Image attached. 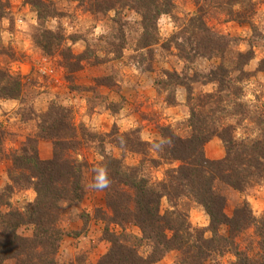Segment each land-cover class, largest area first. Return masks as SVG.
<instances>
[{
  "label": "rangeland",
  "instance_id": "374dc122",
  "mask_svg": "<svg viewBox=\"0 0 264 264\" xmlns=\"http://www.w3.org/2000/svg\"><path fill=\"white\" fill-rule=\"evenodd\" d=\"M42 1L55 8L56 14L45 17L40 26L59 31L66 37L63 44L72 53L86 51L87 58L81 60L76 69L64 67L58 52L46 54L33 41V34L40 27L35 7L25 0H0V71L18 76L22 83L18 98H0V128L3 130L0 195L7 201L1 208L6 213L5 219L11 217L16 222L34 201L35 191L31 187L6 189L11 183L8 175L12 168L11 154L36 134L38 122L49 106L67 108L73 129L69 131L75 134L71 138L75 146L64 151L63 156L80 164L86 173L82 180L84 192L74 202L60 201V211L55 214L58 217L54 221L60 239L48 244L53 246L46 250V256L53 257L57 264H95L110 245L102 234L104 221L100 217L109 216L111 211L106 205L105 191L89 187L91 177H94L91 168L98 167L97 162L107 154L118 159L123 171L136 168L137 174L143 175L150 185L167 180V171L180 162L162 160L155 150L156 141L165 127L179 136L188 135L190 107L195 105L199 95L217 88L213 82L202 83L201 77L196 81L189 79L193 73L203 74L219 61L201 56H190L185 60L179 57L177 39L170 38L195 13L194 0H171L170 12L157 19L156 40L147 45H142L140 16L131 8L118 11L121 25L112 18L116 15L114 10L94 14L88 11L87 0ZM216 2L220 3L218 8H209L203 14L205 24L235 37L232 49L252 52L251 58L241 66L244 74L239 75L236 70L231 73L242 77L237 82L241 86V95L239 98L231 95L229 101L241 102L247 114L237 113L236 107L229 105L232 114L225 122L235 127L236 137L257 138L264 133V71L256 69L259 60L264 58V0H253V13L242 22L229 20L228 11L238 9L237 6L225 0ZM172 71L187 75L190 95L183 85L167 83L166 88L163 86L164 80H170L166 73ZM132 130L136 131L129 138L137 137L143 144L123 145V137H126L123 134ZM36 148L40 158L52 156L50 140L37 138ZM203 151L209 159L225 155L222 141L216 136L203 145ZM256 165L260 175H250V183L246 185L243 181L242 190L223 181L214 182L215 190L225 197L224 212L227 215H231L237 205L245 203L257 219L264 217V160ZM123 189L129 191L127 187ZM180 203L191 225L208 227V216L199 203L186 197L180 198ZM168 207L166 196H162L160 212ZM18 219L16 232L24 237L32 235L33 224ZM48 219L50 217L43 215L40 222L44 220L46 224ZM110 227L116 231L121 229L115 224ZM124 231L130 243L133 236L140 235L139 228L133 224H124ZM219 232L224 233L225 228H220ZM204 235L210 236L211 232L206 229ZM258 242L259 236L252 225L235 236L238 249L250 256L259 252ZM146 249V245L139 247L144 255ZM178 255L176 249H170L151 264H174ZM233 259L234 255L226 251L208 255L203 263L230 264Z\"/></svg>",
  "mask_w": 264,
  "mask_h": 264
},
{
  "label": "trees",
  "instance_id": "16d2710c",
  "mask_svg": "<svg viewBox=\"0 0 264 264\" xmlns=\"http://www.w3.org/2000/svg\"><path fill=\"white\" fill-rule=\"evenodd\" d=\"M194 1L195 13L170 38L173 41L177 39L179 57L185 60L190 59V56H201L219 61L211 65L205 73H193V77L188 78L196 81L201 77L202 83L213 82L217 88L199 95L195 105L190 107L187 118L188 135L182 137L169 127H165L167 130L162 128L161 138L156 141L161 146L155 147V150L162 160L180 162L177 167L167 171V180L150 185L143 175L137 174L136 168L123 171L118 159L107 154L97 162L98 167L107 169L110 179V186L104 191L106 205L111 212L109 216L100 217L104 221L102 234L110 245L95 264H151L170 249H176L179 253L174 264H204L208 255L226 251L234 255L230 264H264V217L257 219L245 203L237 205L232 214L227 215L224 212L225 197L215 190L214 185L218 180L242 190V182L248 185L250 175H260L256 164L264 160V133L257 138L236 137L233 133L235 127L225 122L232 114L228 110L229 105L235 106L237 113L247 114L241 102H236L235 99L229 101L231 95L234 98L241 95V86L237 82L242 77L233 76L231 73L236 70L239 75L244 74L241 66L251 58L252 52L232 49L231 43L235 44V37L205 24L203 14L209 8H218L220 3L217 0ZM25 2L35 7L39 26L43 24L45 17L56 14L55 8L42 0ZM225 2L238 7L228 11L229 20L247 21L253 13V0ZM125 7L139 14L142 45H147L156 40L154 32L157 19L161 14L170 12L172 2L87 0L88 11L94 14L114 10L116 15L112 18L121 25V17L117 14ZM65 38L59 31L41 26L33 34V41L44 53L58 52L64 60V67L73 70L79 67L81 60L87 58L86 51L72 53L63 44ZM256 69L264 71V58L259 60ZM166 76L170 80L162 82L165 88L167 83L183 85L190 95L186 74L181 76L172 71L167 72ZM21 86L18 76L0 71V98H18ZM68 114L69 110L63 106H49L38 122L36 134L27 138L11 154L12 168L8 174L11 183L7 184L6 189L11 190L14 186L31 187L35 191V199L27 206L23 217L18 216L15 222L11 217L5 219L6 213L1 205L7 204V201L0 195V264H57L53 257L46 256V250L53 246L48 244L60 239L59 229L54 227V221L58 217L55 214L60 211V201L71 203L81 198L84 192L82 180L86 174L80 164L63 156L64 151L75 146V141L71 139L75 134L69 131L73 129ZM135 131L123 134L126 135L123 137V145L128 146L131 142L143 144L137 137L129 138ZM2 136L3 130L0 128V142ZM213 136L222 141L225 150L222 158L209 159L204 154L203 145ZM37 138L50 140L53 149L50 158L39 157ZM161 141L164 143L161 144ZM29 144L30 147H25ZM119 144H122L121 141ZM152 161L155 162V159ZM92 174L95 176L94 171ZM91 178L93 182L94 177ZM123 187H127L129 191ZM162 196H166L169 207L161 213L159 204ZM182 197L191 198L203 207L209 219L206 229L211 232L210 236L204 235L206 229L193 226L187 220V212L180 203ZM54 211L56 213L53 214ZM43 215L50 217L46 224L44 220L43 223L40 222ZM18 218L33 224L32 235L24 237L16 232V224L20 222ZM127 223L136 225L140 230V235L133 236L131 243L124 231V224ZM110 224L119 226L120 231L112 229ZM251 225L259 236L260 250L254 256L238 249L235 243L236 234ZM222 227L225 228L224 233L219 232ZM142 245L147 246L145 255L139 251Z\"/></svg>",
  "mask_w": 264,
  "mask_h": 264
},
{
  "label": "clouds",
  "instance_id": "9594fccd",
  "mask_svg": "<svg viewBox=\"0 0 264 264\" xmlns=\"http://www.w3.org/2000/svg\"><path fill=\"white\" fill-rule=\"evenodd\" d=\"M164 143L161 141V144ZM160 144H157L156 147H160ZM95 176L93 182L89 185V187L95 190H104L110 186V179L107 174V169L104 167H96L93 169Z\"/></svg>",
  "mask_w": 264,
  "mask_h": 264
}]
</instances>
